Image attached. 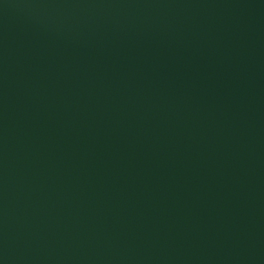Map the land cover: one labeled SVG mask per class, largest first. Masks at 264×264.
<instances>
[{
    "label": "water",
    "instance_id": "95a60500",
    "mask_svg": "<svg viewBox=\"0 0 264 264\" xmlns=\"http://www.w3.org/2000/svg\"><path fill=\"white\" fill-rule=\"evenodd\" d=\"M0 264H264V0H0Z\"/></svg>",
    "mask_w": 264,
    "mask_h": 264
}]
</instances>
